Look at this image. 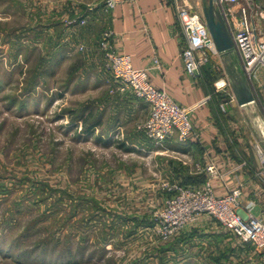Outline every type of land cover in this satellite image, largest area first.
<instances>
[{"label":"rangeland","instance_id":"rangeland-1","mask_svg":"<svg viewBox=\"0 0 264 264\" xmlns=\"http://www.w3.org/2000/svg\"><path fill=\"white\" fill-rule=\"evenodd\" d=\"M105 3L0 0V264L179 263L185 229L165 238L157 216L193 185L138 131L149 107L133 114L105 70ZM221 6L202 3L209 19ZM262 78L242 71L232 87L263 103Z\"/></svg>","mask_w":264,"mask_h":264},{"label":"crops","instance_id":"crops-1","mask_svg":"<svg viewBox=\"0 0 264 264\" xmlns=\"http://www.w3.org/2000/svg\"><path fill=\"white\" fill-rule=\"evenodd\" d=\"M252 1L264 7V0ZM202 3L203 0H117L109 17L114 33L111 45L117 53L130 56L135 69H148L150 82L167 92L178 105L198 106L191 116L197 136L187 144L175 139L163 146L165 154L177 155L181 160L173 163L177 175L172 177L194 185L208 180L207 169L214 167L215 196L240 191L242 209L253 204L251 214L264 222V102L258 97L247 101L232 87L233 79L244 71L230 36L232 29L223 8L219 17L209 19L210 9L202 8ZM200 5V17L212 39L215 30L220 37L213 39L211 50L197 52V58L206 62L199 74L191 76L182 58L187 38L178 14L181 7L196 14L193 10ZM254 23L255 38L264 40V19L254 18ZM259 70L263 72L264 65L255 72L264 78ZM260 91L264 96V90ZM141 104L147 109L142 102L128 100L133 114L135 110L142 111L138 106ZM172 241L178 264H264V258L250 245L206 215Z\"/></svg>","mask_w":264,"mask_h":264},{"label":"built area","instance_id":"built-area-1","mask_svg":"<svg viewBox=\"0 0 264 264\" xmlns=\"http://www.w3.org/2000/svg\"><path fill=\"white\" fill-rule=\"evenodd\" d=\"M217 1L220 5H226L225 9L221 6L226 19L237 18L232 39L245 73L252 76L260 65H264V40L255 38L257 24L254 23V18L264 19V9L251 1L246 6L240 0ZM116 6L117 0H106L105 11L111 13ZM178 18L187 38V46L182 53L185 69L187 74L195 76L199 74L202 63L206 62L197 58V52L211 50L214 42L200 16L181 7ZM113 35L111 30L106 33L101 46L105 53V70L118 85V94L132 97L131 101L142 102L150 110L142 125L137 126L138 131L162 147L175 139L181 144L190 142L197 136L191 116L198 106L182 107L167 92L156 88L150 82L148 69H135L130 56L119 54L113 49ZM155 64L158 67L157 61ZM207 170L209 179L201 186H173L171 190L176 193L175 197L166 203L160 216H157L159 233L165 238L170 237L206 215L264 258V222L251 214L253 204H248L243 210L238 190L221 197L215 196L213 180L217 172L214 167Z\"/></svg>","mask_w":264,"mask_h":264},{"label":"water","instance_id":"water-1","mask_svg":"<svg viewBox=\"0 0 264 264\" xmlns=\"http://www.w3.org/2000/svg\"><path fill=\"white\" fill-rule=\"evenodd\" d=\"M217 32H219L218 30H215L213 33H212V35H213V39L216 41V40H218L219 39V37H220V33H217Z\"/></svg>","mask_w":264,"mask_h":264},{"label":"trees","instance_id":"trees-1","mask_svg":"<svg viewBox=\"0 0 264 264\" xmlns=\"http://www.w3.org/2000/svg\"><path fill=\"white\" fill-rule=\"evenodd\" d=\"M94 126H89L88 128L91 130L92 128H93ZM205 181L203 180V181H200V182H198V184H194L193 186H200V185H202L201 183H204ZM66 264H69L68 262L66 263Z\"/></svg>","mask_w":264,"mask_h":264}]
</instances>
